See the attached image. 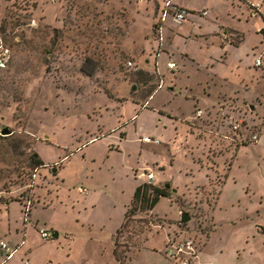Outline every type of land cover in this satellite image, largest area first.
<instances>
[{"label": "rangeland", "instance_id": "obj_1", "mask_svg": "<svg viewBox=\"0 0 264 264\" xmlns=\"http://www.w3.org/2000/svg\"><path fill=\"white\" fill-rule=\"evenodd\" d=\"M165 1L0 0L5 264H173L187 234L195 264H264V0ZM145 182L168 196L125 217Z\"/></svg>", "mask_w": 264, "mask_h": 264}, {"label": "built area", "instance_id": "obj_2", "mask_svg": "<svg viewBox=\"0 0 264 264\" xmlns=\"http://www.w3.org/2000/svg\"><path fill=\"white\" fill-rule=\"evenodd\" d=\"M68 1H74V0H68ZM187 11L176 6L172 3V0H166L164 2V7L161 9V16H160V22L164 21L165 17L168 14H171L173 16V19L175 22L179 23L185 19L187 16ZM202 14H205V11L202 12ZM36 20L34 18H31L27 25H35ZM162 26H159V31H161ZM6 31L0 30V69H4L8 67L10 58H11V49L10 47L5 43L4 35ZM161 36V34H160ZM161 39V37H160ZM261 59L259 57L255 60V65L260 66L261 65ZM127 64L129 66L133 65V62L128 60ZM175 62L169 61L167 62V66L169 68L175 67ZM158 86H161V83H159ZM202 110L197 109L196 115L201 116ZM241 125V121H234L232 128L234 130L238 129ZM258 133L253 132L249 135L248 140L251 142H255L258 140ZM144 141H150L151 139L149 137H143ZM157 140H154L156 142ZM153 175L148 174V179H152ZM150 182V181H149ZM80 191H84L82 187L78 188ZM29 204V202H28ZM28 210L26 209L25 214L28 215ZM39 233L41 234L42 238L47 239L49 238L50 234L46 229H40ZM24 242L23 240L20 241L19 244H17L14 248L10 246V244L7 241L0 240V251L2 253V256L4 259L0 261V264H5L7 260H9L17 251L18 247L22 245ZM195 247H196V239L194 236L187 234L181 238H177L171 243L167 245L166 249V255L170 258H173L175 264H195ZM23 264H29L28 260H25Z\"/></svg>", "mask_w": 264, "mask_h": 264}, {"label": "trees", "instance_id": "obj_3", "mask_svg": "<svg viewBox=\"0 0 264 264\" xmlns=\"http://www.w3.org/2000/svg\"><path fill=\"white\" fill-rule=\"evenodd\" d=\"M2 29H3V26L0 25V30H2ZM151 93L152 92L150 91L149 95ZM120 135L123 136L122 133ZM244 142L252 143L249 140L244 141ZM30 159H31V166L33 168L37 169L38 167H41L44 164L43 160L41 159V157L39 156V154L37 152H33L30 156ZM162 196H168L165 189H161V188L154 186V185H151L150 183H147V182L138 185L133 192L131 205L128 206L127 209L125 210L124 216L127 217L128 214L134 213L136 211V209L139 211H146V210L153 209L155 204L158 202V200ZM138 202H139V204L136 206L135 203H138ZM118 260L122 263V259L118 258Z\"/></svg>", "mask_w": 264, "mask_h": 264}, {"label": "water", "instance_id": "obj_4", "mask_svg": "<svg viewBox=\"0 0 264 264\" xmlns=\"http://www.w3.org/2000/svg\"><path fill=\"white\" fill-rule=\"evenodd\" d=\"M11 129L9 128V127H7V126H4L2 129H1V134H3V135H9V134H11ZM170 186V184L169 183H165V185H164V187H166V188H168ZM190 220V216L188 215V213L187 212H182L181 213V216H180V221L182 222V223H185V222H187V221H189ZM57 235H58V233H54V237H57Z\"/></svg>", "mask_w": 264, "mask_h": 264}, {"label": "crops", "instance_id": "obj_5", "mask_svg": "<svg viewBox=\"0 0 264 264\" xmlns=\"http://www.w3.org/2000/svg\"><path fill=\"white\" fill-rule=\"evenodd\" d=\"M182 5V4H181ZM156 6V5H155ZM182 6H184V5H182ZM159 7V6H158ZM186 9H188V10H190L191 8H189V7H187V6H184ZM158 9V8H157ZM159 10V9H158ZM228 42V41H227ZM169 62V61H168ZM173 69V68H172ZM152 95V94H151ZM199 109V108H198ZM185 121H188V120H185ZM184 122V121H183ZM259 139V138H258ZM39 154V153H38ZM41 159H42V157H41ZM45 163H47V160H45V159H42ZM153 179H154V176H153V178H152V181H153ZM79 187H81V186H78L77 187V189L79 188ZM84 189V188H83ZM78 191L79 192H83V191H80L79 189H78ZM126 210V209H125ZM124 214H125V212H124ZM123 219H124V216H123ZM123 221V220H122ZM122 223V222H121ZM119 227H120V225H119ZM118 227V228H119ZM118 228H117V230H118ZM40 229H46V228H40ZM47 230V229H46ZM40 231V230H39ZM56 233H58V231H55ZM54 232V233H55ZM54 233H53V235H54ZM57 236H59V233H58V235ZM22 241V240H21ZM166 252V251H165ZM167 258H169L170 259V257H167ZM128 260V259H127ZM127 260H126V262H127ZM170 260H172V262H173V264H175L174 263V260L173 259H170Z\"/></svg>", "mask_w": 264, "mask_h": 264}]
</instances>
